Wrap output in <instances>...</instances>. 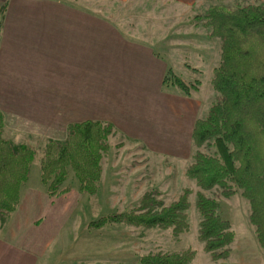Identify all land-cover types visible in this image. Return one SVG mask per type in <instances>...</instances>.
Instances as JSON below:
<instances>
[{
	"label": "crops",
	"instance_id": "1",
	"mask_svg": "<svg viewBox=\"0 0 264 264\" xmlns=\"http://www.w3.org/2000/svg\"><path fill=\"white\" fill-rule=\"evenodd\" d=\"M161 52L160 40H150L138 26L122 29L70 0H0L3 133L26 126V134H58L70 123L92 119L112 124L109 141L121 143L119 149L183 157L210 96L201 87L190 96L164 88L170 66ZM103 160L100 187L107 174ZM36 178L30 184L28 176L16 209L0 224V255L9 246L24 245L32 263L58 239L64 250L68 247L69 221L87 197L72 176L69 191L56 197L45 192L39 171Z\"/></svg>",
	"mask_w": 264,
	"mask_h": 264
},
{
	"label": "trees",
	"instance_id": "2",
	"mask_svg": "<svg viewBox=\"0 0 264 264\" xmlns=\"http://www.w3.org/2000/svg\"><path fill=\"white\" fill-rule=\"evenodd\" d=\"M210 28V35L221 40L218 63L212 69V88L218 98L207 114L196 118L191 131L195 147L185 174L200 189L195 207L200 215L198 237L212 260L230 255L235 239L230 222L219 212V201L202 191L215 186L221 195L239 190L249 205L248 220L255 238L264 248V4L236 2L232 7L210 6L195 15ZM199 81L185 83L168 67L162 86H174L184 95L197 91ZM4 116L0 112V218L4 222L18 204L20 189L27 182L36 151L27 144H14L3 136ZM112 124L92 119L67 125L61 139H50L39 156V179L49 197L69 191L70 172L78 191L96 195L102 174L101 160L110 150ZM212 147V153L200 148ZM155 193L145 192L137 206L91 220L88 229L111 224H127L167 229L174 236L188 230L187 210L190 190L183 188L178 198L164 204ZM191 249L183 252H148L136 264H189Z\"/></svg>",
	"mask_w": 264,
	"mask_h": 264
},
{
	"label": "rangeland",
	"instance_id": "3",
	"mask_svg": "<svg viewBox=\"0 0 264 264\" xmlns=\"http://www.w3.org/2000/svg\"><path fill=\"white\" fill-rule=\"evenodd\" d=\"M70 1L106 16L122 29L131 23L148 34L150 40L159 39L162 44L161 55L169 61L168 65L174 73L187 84L199 81L201 92H208L210 98L207 110L219 96L212 88L211 79L212 69L220 58L221 40L211 36L210 28L201 25L194 16L204 13L214 5L230 8L236 2L264 4V0H185L186 3L182 4H167L163 0ZM167 88L179 90L174 86ZM25 128L26 126L19 130L16 127L12 131L9 129L3 136H15L11 137L14 143L24 141V144L36 151V157L30 166L28 183L31 184L37 179L39 156L45 144L50 139L63 138L66 130L58 134L39 136L37 132L23 133ZM110 144L111 149L104 154L103 171L107 174L102 188L100 187L101 191L96 195H86L80 202L78 213L72 214L69 222L73 229L72 226L68 229V247L64 250L58 239L49 246L44 255H39L36 263H32L25 258L26 248L22 247L24 245L16 244L9 246L7 252L1 253L0 264H136L137 257L144 253H177L187 249L194 251V258L189 264H264V248L258 244L254 227L248 220V202L237 189L229 196L221 195L220 186L202 191L205 195L218 199L220 215L230 222L231 229L235 232L227 258L212 260L204 250L203 242L198 237L200 215L195 207L196 192L200 189L185 174L195 151L193 144L183 157H172L169 154L159 156L143 148L119 149L122 144L117 140ZM200 149L208 154L213 151L209 145H203ZM71 176L73 177L72 172L65 182L70 187L68 179ZM183 188L190 190L187 210L189 227L177 236L159 227L127 224H111L101 229L87 228L89 221L102 215L137 206L145 192L155 193L166 205L176 200ZM2 223L0 218V224ZM63 244L65 247V239ZM59 247L63 249L58 251ZM4 255L5 261L2 259Z\"/></svg>",
	"mask_w": 264,
	"mask_h": 264
}]
</instances>
